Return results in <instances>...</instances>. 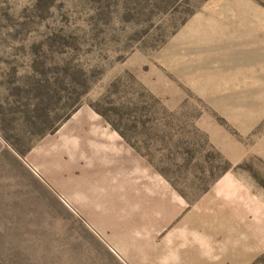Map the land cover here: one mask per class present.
Instances as JSON below:
<instances>
[{"label":"rangeland","instance_id":"374dc122","mask_svg":"<svg viewBox=\"0 0 264 264\" xmlns=\"http://www.w3.org/2000/svg\"><path fill=\"white\" fill-rule=\"evenodd\" d=\"M0 264H264V0H0Z\"/></svg>","mask_w":264,"mask_h":264}]
</instances>
